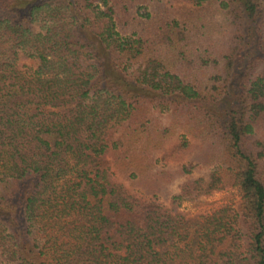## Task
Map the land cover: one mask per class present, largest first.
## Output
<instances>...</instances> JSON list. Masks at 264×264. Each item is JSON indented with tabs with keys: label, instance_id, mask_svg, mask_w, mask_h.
Returning <instances> with one entry per match:
<instances>
[{
	"label": "trees",
	"instance_id": "trees-1",
	"mask_svg": "<svg viewBox=\"0 0 264 264\" xmlns=\"http://www.w3.org/2000/svg\"><path fill=\"white\" fill-rule=\"evenodd\" d=\"M0 264H264V0H0Z\"/></svg>",
	"mask_w": 264,
	"mask_h": 264
},
{
	"label": "rangeland",
	"instance_id": "rangeland-1",
	"mask_svg": "<svg viewBox=\"0 0 264 264\" xmlns=\"http://www.w3.org/2000/svg\"><path fill=\"white\" fill-rule=\"evenodd\" d=\"M234 97V92H230V95L223 102L224 108L229 104V100ZM175 187L170 189V192L175 191ZM148 197V195L143 194ZM240 199L239 192L236 188L225 187L220 190L213 191L208 195L200 196L197 200L183 202L179 211L185 214L187 217H197L207 215L223 206H233L238 203Z\"/></svg>",
	"mask_w": 264,
	"mask_h": 264
}]
</instances>
